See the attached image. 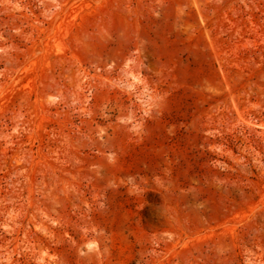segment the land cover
I'll return each instance as SVG.
<instances>
[{"label":"rangeland","instance_id":"1","mask_svg":"<svg viewBox=\"0 0 264 264\" xmlns=\"http://www.w3.org/2000/svg\"><path fill=\"white\" fill-rule=\"evenodd\" d=\"M0 264H264V0H0Z\"/></svg>","mask_w":264,"mask_h":264}]
</instances>
